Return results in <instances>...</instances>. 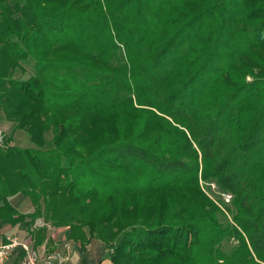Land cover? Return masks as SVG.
I'll use <instances>...</instances> for the list:
<instances>
[{
  "label": "trees",
  "instance_id": "trees-1",
  "mask_svg": "<svg viewBox=\"0 0 264 264\" xmlns=\"http://www.w3.org/2000/svg\"><path fill=\"white\" fill-rule=\"evenodd\" d=\"M0 112L32 145L0 146L1 223L112 264H264V0H0Z\"/></svg>",
  "mask_w": 264,
  "mask_h": 264
},
{
  "label": "crops",
  "instance_id": "crops-1",
  "mask_svg": "<svg viewBox=\"0 0 264 264\" xmlns=\"http://www.w3.org/2000/svg\"><path fill=\"white\" fill-rule=\"evenodd\" d=\"M8 203L20 214H30L33 211L32 203L28 197L21 194L8 198ZM37 223L29 226L27 220L16 225L0 222V241H4L7 236L17 237L22 243L29 245L32 250L43 254L53 253L58 251V248L61 250L65 245L69 248L71 246L72 252L70 253L68 250L69 259L65 264H111L108 250L103 243L96 240H92L84 246L74 243L68 239L67 228L47 227L44 236L40 237L37 231L42 226H38ZM24 260L25 253L16 249L2 264H24Z\"/></svg>",
  "mask_w": 264,
  "mask_h": 264
},
{
  "label": "rangeland",
  "instance_id": "rangeland-1",
  "mask_svg": "<svg viewBox=\"0 0 264 264\" xmlns=\"http://www.w3.org/2000/svg\"><path fill=\"white\" fill-rule=\"evenodd\" d=\"M22 68H23L22 69L23 71H18L15 76L19 79H27L32 74V69H31L29 64H23ZM247 80H249V78H247ZM1 115L2 114L0 112V117H1L0 118V127H2V128H0V131L4 135V140H6V138L10 137L11 141L13 142V144L15 146H19L21 148L32 147V145L30 144V142L28 140L27 135L23 131L14 130L13 126L11 124H8L2 120ZM46 138L49 140L50 135H47ZM204 186H203V184H201L202 190L216 205H219V202H224L226 204H229V202L231 201V197H232L231 194L221 192L214 182L204 184ZM229 196H230V199L227 200L226 198H229ZM36 223L38 224V226H43V220L41 218L36 220L35 224ZM93 240H95V239H93ZM91 241L92 240H90L89 242H91ZM96 241H98V240H96ZM66 247L69 248L68 246L65 245L64 248L61 250H59L60 248H58V251L63 250V252H66L67 251ZM68 250L70 251V253L72 252L71 246ZM108 253L110 255L112 253V250L109 249ZM109 261H110V258H109ZM110 263H111V261H110Z\"/></svg>",
  "mask_w": 264,
  "mask_h": 264
},
{
  "label": "built area",
  "instance_id": "built-area-1",
  "mask_svg": "<svg viewBox=\"0 0 264 264\" xmlns=\"http://www.w3.org/2000/svg\"><path fill=\"white\" fill-rule=\"evenodd\" d=\"M4 143V135L0 131V146ZM227 200L230 199L226 198ZM20 249L25 253L24 264H65L69 259L68 249L66 252L56 251L43 254L32 250L29 245L22 243L17 237L7 236L4 241H0V264L10 256L11 252Z\"/></svg>",
  "mask_w": 264,
  "mask_h": 264
}]
</instances>
